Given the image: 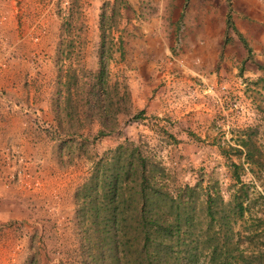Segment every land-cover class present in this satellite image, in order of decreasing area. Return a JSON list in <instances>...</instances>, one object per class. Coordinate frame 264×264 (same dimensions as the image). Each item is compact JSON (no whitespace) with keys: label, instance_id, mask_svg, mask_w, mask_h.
<instances>
[{"label":"rangeland","instance_id":"obj_1","mask_svg":"<svg viewBox=\"0 0 264 264\" xmlns=\"http://www.w3.org/2000/svg\"><path fill=\"white\" fill-rule=\"evenodd\" d=\"M139 1L136 5L128 0H0V154L6 166L0 173V222L22 221L18 232L6 233L0 264H24L29 235L41 238L35 245L38 264H78L74 188L88 174L90 156L124 138L145 139L171 182L200 178L205 183L211 177L222 188L228 172L218 145L240 147L238 139L249 131L264 151V80H259L264 71L250 60L241 63L244 47L239 37L234 48L233 42L222 43L204 74H175L167 81L158 72H134V61L140 59L134 48L143 33L155 28L137 16L157 15L156 8ZM171 9L164 5L160 16L168 19ZM103 12L109 14L104 20V68L110 81L125 83L128 111L117 116L112 130L95 138L101 127L97 118L83 122L82 138L75 136L74 143L58 130L47 137L33 134L30 124L56 129L51 97L57 42L80 40V64L96 70L98 19ZM163 21L155 33L165 38L173 54L180 48L174 35L181 27ZM162 58L158 55V61ZM255 60L264 65L261 58ZM62 137L65 140L58 141Z\"/></svg>","mask_w":264,"mask_h":264},{"label":"trees","instance_id":"obj_2","mask_svg":"<svg viewBox=\"0 0 264 264\" xmlns=\"http://www.w3.org/2000/svg\"><path fill=\"white\" fill-rule=\"evenodd\" d=\"M108 15L99 14L96 70L80 64V40L57 42L51 97L56 129L30 124L33 134L47 137L58 130L74 143L75 136L82 138L83 122L97 118L101 127L95 138L112 130L117 116L128 111L130 95L125 83L110 81L104 68ZM64 26L68 29L69 22ZM230 28L244 47L241 63L250 60L264 71L231 22L227 21L222 43L229 41ZM245 133L238 139L240 147L218 145L228 172L223 188L211 177L205 183L200 178L192 183L171 182L160 157L140 137L124 138L93 153L90 170L72 196L78 264H264V151L253 133ZM2 160L0 154V173L6 171ZM244 175L250 177L245 180ZM21 223L0 222V245L7 243L8 231L18 232ZM37 240L41 241L40 236L29 235L24 264H38Z\"/></svg>","mask_w":264,"mask_h":264},{"label":"crops","instance_id":"obj_3","mask_svg":"<svg viewBox=\"0 0 264 264\" xmlns=\"http://www.w3.org/2000/svg\"><path fill=\"white\" fill-rule=\"evenodd\" d=\"M128 1L136 5L141 3L139 0ZM144 3L156 8L157 15L137 16L142 24L155 28L143 33L138 47L134 48V56L140 58L134 61V72H158L167 81L174 80L175 74L181 77V73L208 72L219 54L227 21L246 40L253 56L264 60V0H143ZM164 5L172 6L168 19L160 16ZM163 20L181 27V32L174 35L180 48L173 54L165 38L155 33ZM228 34L232 47H236L238 34L232 28ZM243 54L244 51L240 56ZM158 55L164 58L158 61ZM143 77L147 79V76Z\"/></svg>","mask_w":264,"mask_h":264}]
</instances>
